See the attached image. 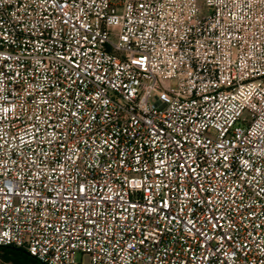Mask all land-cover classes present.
I'll list each match as a JSON object with an SVG mask.
<instances>
[{
  "label": "built area",
  "instance_id": "2783aa9c",
  "mask_svg": "<svg viewBox=\"0 0 264 264\" xmlns=\"http://www.w3.org/2000/svg\"><path fill=\"white\" fill-rule=\"evenodd\" d=\"M8 246L264 264V0H0Z\"/></svg>",
  "mask_w": 264,
  "mask_h": 264
},
{
  "label": "trees",
  "instance_id": "16d2710c",
  "mask_svg": "<svg viewBox=\"0 0 264 264\" xmlns=\"http://www.w3.org/2000/svg\"><path fill=\"white\" fill-rule=\"evenodd\" d=\"M0 257L3 264H42L26 250L12 246L0 247Z\"/></svg>",
  "mask_w": 264,
  "mask_h": 264
},
{
  "label": "rangeland",
  "instance_id": "374dc122",
  "mask_svg": "<svg viewBox=\"0 0 264 264\" xmlns=\"http://www.w3.org/2000/svg\"><path fill=\"white\" fill-rule=\"evenodd\" d=\"M0 264H3L1 257H0ZM84 264H88V258L84 259Z\"/></svg>",
  "mask_w": 264,
  "mask_h": 264
}]
</instances>
